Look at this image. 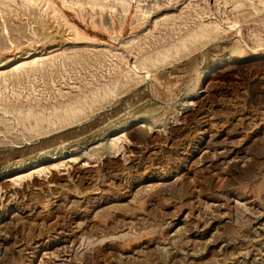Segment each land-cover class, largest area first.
I'll return each mask as SVG.
<instances>
[{
  "label": "rangeland",
  "instance_id": "374dc122",
  "mask_svg": "<svg viewBox=\"0 0 264 264\" xmlns=\"http://www.w3.org/2000/svg\"><path fill=\"white\" fill-rule=\"evenodd\" d=\"M72 1L0 0V171L67 150L0 173V264H264V15L233 16L230 1L228 20L224 0ZM196 8L222 33L175 54L162 43ZM138 43L170 59L145 67ZM105 83L122 85L58 132L21 117ZM136 115L146 125L120 126Z\"/></svg>",
  "mask_w": 264,
  "mask_h": 264
},
{
  "label": "bare ground",
  "instance_id": "6f19581e",
  "mask_svg": "<svg viewBox=\"0 0 264 264\" xmlns=\"http://www.w3.org/2000/svg\"><path fill=\"white\" fill-rule=\"evenodd\" d=\"M106 1L107 0H86V3L89 4L91 9H94L95 6H99V10L102 11L101 9H105V7H107L106 5ZM119 1V0H118ZM233 2V8H231V12L233 14V16H242V17H250L251 15H253L256 12H259L260 14L264 15V0H261L262 5H260V9H258L253 3H251V1L249 0H224V7H223V12L226 13V19L229 18V13H227V6H229V2ZM73 5H82V0H74L72 1ZM72 6V5H71ZM259 6V5H258ZM182 7V6H181ZM203 7V6H202ZM220 7V8H219ZM221 11V6L218 5V7ZM111 9V8H110ZM203 9V8H202ZM206 9V8H205ZM218 10V9H217ZM123 11V10H122ZM205 11L200 10L199 9H194V12L190 14L191 16V22L194 21V27L189 28L186 31H182L180 30L179 33H182L180 35H177V37H175L176 39H170L171 41H169V43H162V44H167L170 46V48H174V52L175 54H179L182 52H185V50L189 49L191 45L195 44V43H201L202 42L206 43V38L211 37L215 39V37L219 34L222 33V31H218V29L215 26H212L210 23H206L207 20H205L204 16L205 15ZM215 14V13H214ZM194 15V16H193ZM184 16V15H183ZM182 16V17H183ZM145 17V16H144ZM188 18V17H186ZM222 18V17H221ZM264 18V17H263ZM143 19V18H142ZM141 20V19H140ZM179 20V19H178ZM229 20V19H228ZM235 20L237 21L238 19L235 18ZM235 20L232 21L236 22ZM263 20V19H262ZM187 21V20H186ZM206 21V22H205ZM233 22V24H234ZM164 23V22H162ZM168 23V22H167ZM157 24V23H156ZM238 24V23H237ZM167 26V25H166ZM232 26V25H231ZM234 26V25H233ZM228 28H231L230 25L228 26ZM178 30V29H177ZM4 31V30H3ZM154 31V30H153ZM176 32V31H175ZM151 36V35H150ZM167 37V36H166ZM213 39V40H214ZM208 40V41H209ZM207 41V42H208ZM156 44V43H155ZM158 45V44H157ZM154 46V45H153ZM163 46V45H162ZM166 46V45H165ZM149 47H152V45H149ZM168 47V46H166ZM153 48V47H152ZM170 48H163L158 50V51H154L152 53V51L147 50V48H143L139 43L138 44H133L130 48L129 51L133 52L135 55L136 54H141L143 55H148L146 56L141 64L146 67L148 66L146 61H148L149 63L151 62L152 64L155 62L154 57L158 54H161L162 57H166L168 54V52L170 51ZM149 49V48H148ZM195 49V48H193ZM151 50V49H150ZM191 51V50H190ZM126 52V51H125ZM38 56H34L33 58H31L28 61H17L14 63L13 67L11 68V72H18L19 70L23 69L24 67L28 66V65H35L38 64L42 58ZM43 57V56H42ZM168 57V56H167ZM169 58V57H168ZM108 59V58H107ZM170 59V58H169ZM141 61V60H140ZM228 61V56L225 58H221L220 61H214L211 62L209 64H207L203 70H202V78L207 77L209 75H211L219 66H221L222 64L226 63ZM138 62V61H137ZM122 63V62H121ZM161 63V62H160ZM149 64V65H152ZM117 65V64H116ZM140 66V65H139ZM124 67V66H123ZM127 67V66H126ZM136 67V66H135ZM141 67V66H140ZM155 67V66H153ZM156 68V67H155ZM119 70V69H118ZM137 71V70H136ZM128 72V71H127ZM132 72V71H131ZM134 72V71H133ZM135 73V72H134ZM0 75L1 72H0ZM119 75V74H118ZM117 75V76H118ZM8 77V76H7ZM125 77V76H124ZM60 80V79H59ZM85 82V81H84ZM117 83V82H116ZM86 85V84H85ZM122 85V84H121ZM121 85H117V84H103L102 87H100L99 89L97 88L95 91H91V97L89 99V95L87 97H85V99L81 98V95L79 96H66L64 94L61 95V98H59L57 100L58 103V107L59 109L57 111H52V112H45V105L41 104V103H37V104H32L29 105V108H27L25 114H22V118L23 119H27L29 120L30 123L34 124L33 126L37 127V130H39L38 134L41 135L44 133V131H41L40 129H43V123H49L47 124L49 126V131H54L56 132L58 129L64 127V126H69L70 124H72L73 122H75L76 118H78L80 116V114L83 116L84 111L89 108L90 106H92L93 103H100L104 100H107L109 98L110 92L114 90V88L116 87H120ZM84 87V86H83ZM121 88V87H120ZM58 89V88H57ZM85 89V88H84ZM71 90V89H70ZM78 90V89H77ZM20 91V90H19ZM78 92V91H77ZM87 92V91H86ZM88 94V93H87ZM10 95V94H8ZM52 95V94H51ZM86 96V95H85ZM111 97V96H110ZM63 98V99H62ZM112 98V97H111ZM24 100V99H23ZM8 101V100H7ZM31 102V101H30ZM55 103V102H54ZM20 111V110H18ZM83 113V114H82ZM10 115V114H9ZM29 118V119H28ZM5 119V118H4ZM22 119V121H23ZM81 120V119H80ZM25 122V121H24ZM55 122L60 123V126L57 127H53V125H55ZM82 122V121H81ZM77 123V122H76ZM26 124V123H25ZM51 124V125H50ZM74 124V123H73ZM72 124V125H73ZM92 124V123H91ZM1 125V124H0ZM71 125V126H72ZM133 125H138L140 127L146 125L145 124V118L142 115H136V116H132L130 119L124 120L123 123L120 125L121 127L124 126H129L132 127ZM91 127V126H90ZM108 127V126H107ZM48 128V127H47ZM66 128V127H65ZM87 128V126H86ZM89 129V128H88ZM115 129L114 126H112V128L109 126L108 128H106V132L107 134H109L110 132H113V130ZM29 130V129H28ZM82 130V129H81ZM87 130V129H86ZM59 131V130H58ZM57 131V132H58ZM85 131V130H84ZM54 132H50V134L48 133V135H51V133L53 134ZM37 133V132H36ZM71 133V132H70ZM69 133V134H70ZM84 133V132H83ZM91 133V132H90ZM73 134V133H72ZM46 134V136H48ZM41 137V136H40ZM68 138V137H67ZM47 142H49L47 145L50 146L52 144L55 143L54 138L51 137L49 140H46ZM59 141V140H58ZM46 142V143H47ZM53 149V148H52ZM68 149V148H67ZM65 153L67 152V150L64 151H58L55 152L56 154L59 153ZM53 152V150H45L41 153H36L33 156H29L26 157L24 159H20V160H16L12 165H10L9 167H5L3 169V171H13L16 169H20L29 165H40L42 163H44L45 161L49 160L53 154H55ZM60 155V154H59ZM57 157V156H56ZM3 171H0L3 172ZM39 246V245H38ZM37 251V250H36Z\"/></svg>",
  "mask_w": 264,
  "mask_h": 264
}]
</instances>
